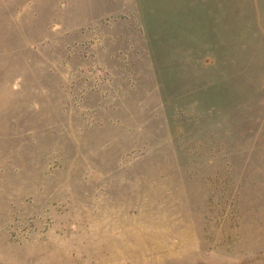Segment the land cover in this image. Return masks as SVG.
<instances>
[{"label":"rangeland","instance_id":"374dc122","mask_svg":"<svg viewBox=\"0 0 264 264\" xmlns=\"http://www.w3.org/2000/svg\"><path fill=\"white\" fill-rule=\"evenodd\" d=\"M0 264H264V0H0Z\"/></svg>","mask_w":264,"mask_h":264}]
</instances>
